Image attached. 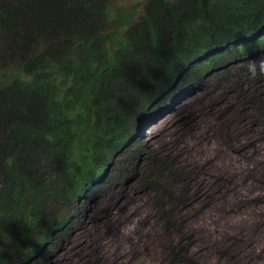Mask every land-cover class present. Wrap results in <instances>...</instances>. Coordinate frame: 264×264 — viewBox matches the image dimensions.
I'll list each match as a JSON object with an SVG mask.
<instances>
[{
	"label": "trees",
	"instance_id": "obj_1",
	"mask_svg": "<svg viewBox=\"0 0 264 264\" xmlns=\"http://www.w3.org/2000/svg\"><path fill=\"white\" fill-rule=\"evenodd\" d=\"M113 1L0 0V264H51L168 101L264 54V0Z\"/></svg>",
	"mask_w": 264,
	"mask_h": 264
},
{
	"label": "rangeland",
	"instance_id": "obj_2",
	"mask_svg": "<svg viewBox=\"0 0 264 264\" xmlns=\"http://www.w3.org/2000/svg\"><path fill=\"white\" fill-rule=\"evenodd\" d=\"M143 2L113 6L141 9ZM261 58L168 101L156 124L144 129L138 169H126L115 191L91 204L85 227L51 264H187L172 261L170 251L188 236L189 258L199 264H264V82L248 71ZM153 165L158 169L149 179L159 178L183 202L160 201L155 185L140 183L143 169Z\"/></svg>",
	"mask_w": 264,
	"mask_h": 264
},
{
	"label": "clouds",
	"instance_id": "obj_3",
	"mask_svg": "<svg viewBox=\"0 0 264 264\" xmlns=\"http://www.w3.org/2000/svg\"><path fill=\"white\" fill-rule=\"evenodd\" d=\"M248 71L251 76H264V58H261L255 63H249Z\"/></svg>",
	"mask_w": 264,
	"mask_h": 264
},
{
	"label": "bare ground",
	"instance_id": "obj_4",
	"mask_svg": "<svg viewBox=\"0 0 264 264\" xmlns=\"http://www.w3.org/2000/svg\"><path fill=\"white\" fill-rule=\"evenodd\" d=\"M237 158V157H236ZM260 158V157H259ZM251 159V158H250ZM254 161H256V160H254ZM263 161V160H262ZM249 162V161H248ZM244 163V162H243ZM247 163V162H246ZM258 164V163H257ZM246 165V164H245ZM235 166V165H234ZM262 166V165H261ZM255 167H256V165H255ZM260 167V166H259ZM251 168V167H250ZM239 171V170H238ZM235 172V171H234ZM264 172V171H263ZM259 175V174H258ZM243 178V177H242ZM248 182H250V181H248ZM262 183V182H261ZM249 184V183H248ZM256 184V183H255ZM259 186V185H258ZM252 187V186H251ZM246 188V187H245ZM245 190V189H244ZM258 190V189H257ZM260 190V189H259ZM242 191H243V189H242ZM242 193H244V192H242ZM256 193H258V192H256ZM263 193V192H262ZM257 195V194H256ZM248 196V195H247ZM259 209V208H258ZM218 210V209H217ZM241 210V209H240ZM260 210V209H259ZM211 212V211H210ZM249 213L250 212H248V213H246V214H248L249 215ZM255 213V212H254ZM218 217V216H217ZM243 217V216H242ZM248 217V216H247ZM206 218V217H205ZM246 218V217H245ZM251 218V217H250ZM232 219V218H231ZM214 220V219H213ZM237 220V219H236ZM205 221H207V220H205ZM253 221V220H252ZM197 222H199V221H197ZM209 222V221H208ZM112 223V222H111ZM199 225H200V223H199ZM114 226V225H113ZM219 226H220V224H219ZM228 227V226H227ZM240 227H242V225L240 226ZM113 228V227H112ZM111 228V229H112ZM221 228V227H220ZM249 228V227H248ZM260 228V227H259ZM128 229V228H127ZM130 229V228H129ZM132 229V228H131ZM105 231V230H104ZM129 233V232H128ZM250 233V232H249ZM240 235V234H239ZM246 235V234H245ZM261 235V234H260ZM251 238V237H250ZM257 238V237H256ZM255 240V239H254ZM262 241V240H261ZM257 243V242H256ZM255 245V244H254ZM250 246H252V245H250ZM254 247V246H253ZM250 249V248H249ZM250 251V250H249Z\"/></svg>",
	"mask_w": 264,
	"mask_h": 264
},
{
	"label": "water",
	"instance_id": "obj_5",
	"mask_svg": "<svg viewBox=\"0 0 264 264\" xmlns=\"http://www.w3.org/2000/svg\"><path fill=\"white\" fill-rule=\"evenodd\" d=\"M164 116H165V115H164ZM164 116H163V117H164Z\"/></svg>",
	"mask_w": 264,
	"mask_h": 264
}]
</instances>
